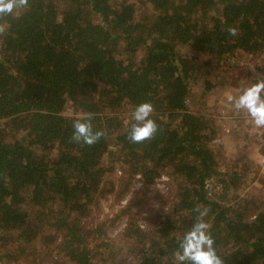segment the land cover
Wrapping results in <instances>:
<instances>
[{
    "label": "trees",
    "instance_id": "obj_1",
    "mask_svg": "<svg viewBox=\"0 0 264 264\" xmlns=\"http://www.w3.org/2000/svg\"><path fill=\"white\" fill-rule=\"evenodd\" d=\"M141 2L143 10L135 0H29L26 10L4 17L0 261L115 263L109 229L166 171L175 179L169 203H160L149 228L130 216L121 233L133 240L138 256L129 264H174L197 205L208 209L204 220L224 264H264V206L249 218L238 205L209 194V181L227 192L240 169H219L210 117L187 103L200 66L178 48L208 54L216 64L233 54L263 55L264 0ZM230 26L237 36L228 34ZM256 67L253 83L264 78V62ZM145 101L154 107L159 130L133 144L130 113ZM83 113H92L94 130L105 133L91 146L71 140L73 122ZM117 160L118 188L112 177ZM135 172L143 177L142 194L87 224L102 197L113 193L120 200Z\"/></svg>",
    "mask_w": 264,
    "mask_h": 264
},
{
    "label": "rangeland",
    "instance_id": "obj_2",
    "mask_svg": "<svg viewBox=\"0 0 264 264\" xmlns=\"http://www.w3.org/2000/svg\"><path fill=\"white\" fill-rule=\"evenodd\" d=\"M144 9L141 0H135ZM142 4V5H141ZM180 52L190 55L196 66H200L189 81L190 95L187 100L190 109L207 113L210 117L215 135L210 141V146L218 161L221 171L239 170V178L235 186L224 192L220 184L213 181L208 182L209 194L214 198L232 202L245 210L247 217L252 218L256 210L264 206V128H256L243 112H236L237 117L223 121L222 115L229 114L231 105L229 96H238L242 89L253 84L257 77L258 64L264 62V54H250L246 56H234L224 58L222 63L216 64L214 58L208 54L193 53L190 47L181 45ZM264 95V94H262ZM233 107V106H232ZM72 110L67 108L65 113L71 114ZM232 114V113H231ZM115 148L114 145L111 146ZM108 162V159L104 160ZM245 167V168H244ZM112 177L117 188L122 183V178L117 169L122 170L118 160L114 163ZM169 176L167 189L160 192L162 198L157 196L156 188L149 184L145 191L142 202L132 203L131 207L120 215L115 224L109 229V236L115 238L114 245L117 247L115 263L104 262L101 264H129L138 260L132 239H127L122 233L129 217L136 219V212L140 209L147 211V228L151 226L153 216L160 210V203H169L172 186L175 179L169 172L163 171ZM131 178V177H130ZM128 186V185H127ZM127 188V187H126ZM126 188L123 190L124 194ZM142 194V188L136 190L134 196ZM120 198V197H119ZM133 198V197H132ZM172 199V198H171ZM123 205H119L118 199L113 193H108L99 200L96 207L86 216L87 224L94 223L97 218L105 215L111 217ZM96 264L99 261L95 260ZM0 264H27L20 259L16 261H0Z\"/></svg>",
    "mask_w": 264,
    "mask_h": 264
},
{
    "label": "clouds",
    "instance_id": "obj_3",
    "mask_svg": "<svg viewBox=\"0 0 264 264\" xmlns=\"http://www.w3.org/2000/svg\"><path fill=\"white\" fill-rule=\"evenodd\" d=\"M29 6V0H0V35H3L8 24L4 17L16 15ZM230 36H237L238 29L228 27ZM264 78L257 79L241 90L238 96H229L228 100L234 110L243 112L256 128H264ZM154 107L150 102H141L130 113V127L127 132L128 140L133 144H139L151 140L159 130V126L152 114ZM92 113H83L73 122L71 140L76 143L93 145L105 135L102 130H94L91 123ZM162 188L163 185H160ZM128 201L125 200L126 204ZM198 213L192 224L178 242L173 253L174 264H224V259L217 254L214 247L215 241L209 232L210 225L204 220L208 214L207 208L197 205L194 209Z\"/></svg>",
    "mask_w": 264,
    "mask_h": 264
},
{
    "label": "built area",
    "instance_id": "obj_4",
    "mask_svg": "<svg viewBox=\"0 0 264 264\" xmlns=\"http://www.w3.org/2000/svg\"><path fill=\"white\" fill-rule=\"evenodd\" d=\"M117 173H121L120 168L117 169ZM169 180V176L166 173H161L159 176H157L154 179V182L152 183V185L157 188L160 192H164L167 189V181ZM143 185V177L141 175L140 172H135L132 175L130 184L127 188V190L125 191V193L122 195V197L119 200V205H125L124 201L127 200L129 201L134 193L136 192V190L140 189ZM160 185H163V187L161 188ZM136 221L139 227L141 228H146L147 227V221H146V217H147V211L145 209H140L138 211V213L136 214Z\"/></svg>",
    "mask_w": 264,
    "mask_h": 264
},
{
    "label": "crops",
    "instance_id": "obj_5",
    "mask_svg": "<svg viewBox=\"0 0 264 264\" xmlns=\"http://www.w3.org/2000/svg\"><path fill=\"white\" fill-rule=\"evenodd\" d=\"M231 104V103H230ZM232 113V114H231ZM237 117V115H236V112H235V110H234V108L232 107V105H231V109H230V112H229V114L227 115V114H224V115H222V118L224 119L223 121H230V120H228V119H231V120H233L234 118L233 117Z\"/></svg>",
    "mask_w": 264,
    "mask_h": 264
}]
</instances>
